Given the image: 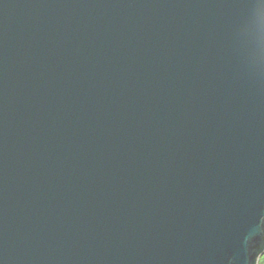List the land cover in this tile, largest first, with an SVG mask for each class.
Returning a JSON list of instances; mask_svg holds the SVG:
<instances>
[{
  "label": "water",
  "instance_id": "95a60500",
  "mask_svg": "<svg viewBox=\"0 0 264 264\" xmlns=\"http://www.w3.org/2000/svg\"><path fill=\"white\" fill-rule=\"evenodd\" d=\"M244 3L0 0V264H259Z\"/></svg>",
  "mask_w": 264,
  "mask_h": 264
},
{
  "label": "snow or ice",
  "instance_id": "6c2138e0",
  "mask_svg": "<svg viewBox=\"0 0 264 264\" xmlns=\"http://www.w3.org/2000/svg\"><path fill=\"white\" fill-rule=\"evenodd\" d=\"M243 6L249 10H255V22L258 24L262 38H264V0H245ZM253 22L251 11L246 16L245 24L250 25Z\"/></svg>",
  "mask_w": 264,
  "mask_h": 264
},
{
  "label": "trees",
  "instance_id": "16d2710c",
  "mask_svg": "<svg viewBox=\"0 0 264 264\" xmlns=\"http://www.w3.org/2000/svg\"><path fill=\"white\" fill-rule=\"evenodd\" d=\"M259 264H264V256L261 258V260L259 261Z\"/></svg>",
  "mask_w": 264,
  "mask_h": 264
},
{
  "label": "rangeland",
  "instance_id": "374dc122",
  "mask_svg": "<svg viewBox=\"0 0 264 264\" xmlns=\"http://www.w3.org/2000/svg\"><path fill=\"white\" fill-rule=\"evenodd\" d=\"M264 256V253L262 254L261 258ZM261 260V259H260Z\"/></svg>",
  "mask_w": 264,
  "mask_h": 264
}]
</instances>
